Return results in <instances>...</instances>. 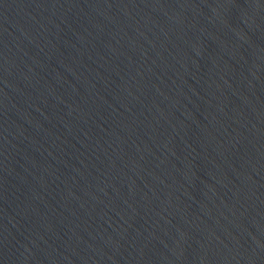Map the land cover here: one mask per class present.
Returning a JSON list of instances; mask_svg holds the SVG:
<instances>
[{
	"label": "water",
	"instance_id": "1",
	"mask_svg": "<svg viewBox=\"0 0 264 264\" xmlns=\"http://www.w3.org/2000/svg\"><path fill=\"white\" fill-rule=\"evenodd\" d=\"M0 264H264V0H0Z\"/></svg>",
	"mask_w": 264,
	"mask_h": 264
}]
</instances>
